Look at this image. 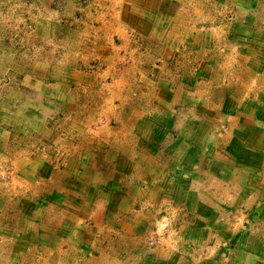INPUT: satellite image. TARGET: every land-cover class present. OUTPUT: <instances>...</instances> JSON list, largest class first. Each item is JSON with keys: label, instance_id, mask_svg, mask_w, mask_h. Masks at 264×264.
I'll return each instance as SVG.
<instances>
[{"label": "crops", "instance_id": "crops-1", "mask_svg": "<svg viewBox=\"0 0 264 264\" xmlns=\"http://www.w3.org/2000/svg\"><path fill=\"white\" fill-rule=\"evenodd\" d=\"M0 264H264V0H0Z\"/></svg>", "mask_w": 264, "mask_h": 264}, {"label": "rangeland", "instance_id": "rangeland-1", "mask_svg": "<svg viewBox=\"0 0 264 264\" xmlns=\"http://www.w3.org/2000/svg\"><path fill=\"white\" fill-rule=\"evenodd\" d=\"M26 32V37H28V39H30L31 37V35H30V32H28V31H25ZM111 127V126H110ZM112 131H109V134L111 133ZM152 244H155V242H153L152 241Z\"/></svg>", "mask_w": 264, "mask_h": 264}]
</instances>
